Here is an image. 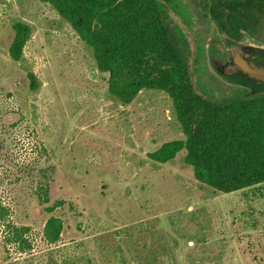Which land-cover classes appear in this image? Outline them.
Returning a JSON list of instances; mask_svg holds the SVG:
<instances>
[{
    "label": "rangeland",
    "instance_id": "374dc122",
    "mask_svg": "<svg viewBox=\"0 0 264 264\" xmlns=\"http://www.w3.org/2000/svg\"><path fill=\"white\" fill-rule=\"evenodd\" d=\"M181 1L190 24L172 14L170 30L184 28L183 40L172 38L195 90L216 100L244 83L264 92L211 47L230 43L196 2ZM17 19L33 28L19 62L8 56ZM260 36L241 30L235 41L252 59L249 50L264 51ZM108 77L49 4L0 0V264H264V183L212 192L181 164L183 151L151 160L164 141L183 137L171 99L142 91L122 105ZM43 175L44 203L36 194ZM51 215L63 222L54 243L43 236Z\"/></svg>",
    "mask_w": 264,
    "mask_h": 264
},
{
    "label": "trees",
    "instance_id": "16d2710c",
    "mask_svg": "<svg viewBox=\"0 0 264 264\" xmlns=\"http://www.w3.org/2000/svg\"><path fill=\"white\" fill-rule=\"evenodd\" d=\"M49 4L89 47L98 70L108 72V91L122 105L142 91L166 94L182 138L164 141L148 157L167 163L183 151L181 164L190 167L196 180L212 192L231 193L264 183V92L237 86L219 100L194 88L192 74L173 41L184 30L173 15L190 24V13L181 0H40ZM224 30L263 32L264 0H194ZM8 56L22 61L33 28L12 22ZM30 92L39 80L27 70ZM45 171V168L43 169ZM43 171V172H44ZM44 178V179H43ZM36 188L38 199L49 201L47 177ZM63 202L47 207L54 210ZM63 222L48 217L43 236L54 243Z\"/></svg>",
    "mask_w": 264,
    "mask_h": 264
},
{
    "label": "flooded vegetation",
    "instance_id": "af4514ba",
    "mask_svg": "<svg viewBox=\"0 0 264 264\" xmlns=\"http://www.w3.org/2000/svg\"><path fill=\"white\" fill-rule=\"evenodd\" d=\"M201 9V8H200ZM202 10V9H201ZM204 16L206 18H208L210 20V22H212L214 24V26L217 28V32L220 34V33H223L225 35V38L227 40V42H229L230 44L228 46H222L220 45V43H217V44H212L211 47L218 52V55H228L231 59V63L232 65L234 66L235 70L242 76L244 77V79L246 78L248 80V82H251V83H260V85L264 86V73L261 74L262 75V78L261 79H257V78H254V77H250L248 76L246 73L242 72L233 62V56H232V53H231V49L235 48L237 50V52L240 54V56L242 58H244L247 63L249 64L250 67L252 68H255V69H258V71L260 70H264V51L262 49H251L249 50V53H253V56L252 59L249 58V56H247L246 52L244 51V49L242 48H239L237 42L235 41V39H238L239 38V35H240V29L238 30L237 32V35H234L224 29H222L216 21L212 20L210 15L202 10ZM179 26H181L179 23H177ZM182 27V26H181ZM182 29L184 30V28L182 27ZM242 31H246L247 33H249L250 35L254 36V37H257V38H261V33H258V32H255V31H247V30H243ZM259 38V39H260ZM248 50V49H247ZM229 62L228 61H225L224 62V65H228ZM223 66V65H222ZM245 85H241L240 87H243V88H247L249 89V87H247V84L244 83Z\"/></svg>",
    "mask_w": 264,
    "mask_h": 264
},
{
    "label": "water",
    "instance_id": "95a60500",
    "mask_svg": "<svg viewBox=\"0 0 264 264\" xmlns=\"http://www.w3.org/2000/svg\"><path fill=\"white\" fill-rule=\"evenodd\" d=\"M231 53L233 56V62L234 64L244 73H246L250 77H254L257 79H261L262 75L264 73V70L258 71V69L252 68L249 66L247 61L240 56V54L237 52L235 48L231 49ZM264 69V68H263Z\"/></svg>",
    "mask_w": 264,
    "mask_h": 264
}]
</instances>
